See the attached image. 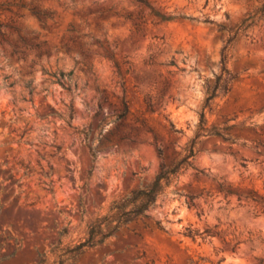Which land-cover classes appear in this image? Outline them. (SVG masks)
<instances>
[{
  "label": "rangeland",
  "instance_id": "374dc122",
  "mask_svg": "<svg viewBox=\"0 0 264 264\" xmlns=\"http://www.w3.org/2000/svg\"><path fill=\"white\" fill-rule=\"evenodd\" d=\"M148 1L196 19L159 22L134 0H0V22L14 28L0 43V85L4 76L13 82L0 88V264H36L42 255L55 264L112 201L178 158L201 112L206 127L227 126L231 139L198 137L193 167L168 188L179 194L159 197L145 225L128 223L73 264L264 260L263 205L225 192L231 185L264 199V14L225 50L227 32L219 29L234 27L264 0ZM31 8L52 13L39 20ZM127 12L144 22L135 27ZM11 45L22 54H11ZM222 55L237 76L204 107ZM69 70L77 83L71 91L44 73ZM68 105L70 125L61 117ZM165 116L181 132H171ZM92 140L93 161L85 145ZM200 193L185 204V195ZM187 226L219 234L192 239Z\"/></svg>",
  "mask_w": 264,
  "mask_h": 264
},
{
  "label": "trees",
  "instance_id": "16d2710c",
  "mask_svg": "<svg viewBox=\"0 0 264 264\" xmlns=\"http://www.w3.org/2000/svg\"><path fill=\"white\" fill-rule=\"evenodd\" d=\"M138 6L141 8L145 7L148 9V14L157 19L159 22H169L175 19H189L194 20L196 17L187 15L185 13H166L165 11L156 8L150 4L148 0H134ZM73 2V0H71ZM30 12L37 17L39 20L41 17H50V10H37L35 8L29 9ZM264 14V2L261 4L259 8H257L252 13L248 14L244 17L237 25L234 27H225L223 25H219V29H225L227 35L224 39L223 49H227L229 45L238 37L239 34L243 33L244 30L253 24L256 18H259ZM124 19L129 20L132 25L135 27L140 26L144 20L142 19V15L137 14L133 15L129 12L123 15ZM203 22L212 23L213 21L204 16L202 19ZM6 28L10 27L7 23L0 22V43L2 41H6L8 37V30ZM14 29V28H13ZM20 41L23 45L26 44L23 38H20ZM22 51L19 49L17 45H11V54H18ZM226 56L222 55L221 59V67L219 72L215 75L212 83L207 84V95L204 102V107H207L209 103L217 96H223L230 89L232 81L237 76L236 73H232L225 65ZM170 64H174L171 60ZM44 73L48 76V79L52 83H56L60 85L62 88L67 91H71L73 88L77 86L76 81L72 77V71L69 70L67 72L63 71H44ZM13 85L12 81H8V76L3 77V82L0 85V88H8ZM25 87L28 90V93L31 94L33 92V87L31 86V82L27 81L25 83ZM148 107L151 109V105L148 103ZM152 110V109H151ZM126 112V107L124 108L121 115ZM73 107L72 105H68L66 113L64 116H61L68 125H70V121L73 118ZM168 122V129L173 133L181 132L180 128H177L173 121L165 116ZM205 118L203 112L200 113L199 123L197 125V131L194 137L189 140L182 148L181 153L178 158L170 162L166 166H161L159 172L154 176L153 180L144 186H140L136 189L131 190L126 195L121 198L114 200L111 202L107 212L99 217L93 219L87 226V232L85 237L77 242L75 245L61 248L59 253L57 254L58 260L55 264H73L76 257L84 250L95 247L104 243L105 239L115 235L116 232L120 230L121 227L127 226L128 223L132 221H141L144 225L149 216V209L152 208L157 199L161 196L167 195L168 192H172L175 194H179L175 189L168 190V188L177 182L178 175L188 167H193L192 160L195 155V144L196 139L200 136H218L224 140H230L231 137L226 133L225 130L228 129L227 126L218 128V127H206ZM88 130L84 131V139L87 140ZM94 140L90 143H85L88 153L91 157V160H95L97 158L96 148L94 145ZM158 154L161 156L162 149L160 147L157 148ZM225 192L228 194H236L238 197H244L245 199H250L255 202L261 203L264 207V199L262 196L256 194L255 190H249L247 192H240L234 188H231V185H228V188L225 189ZM198 195H185L186 200L185 204L190 207L193 206V199L200 196ZM264 210V209H263ZM155 225L163 229L160 225L159 221H154ZM184 235L191 237L192 239L196 237H200L201 239H205L206 237H212L214 235H218V231H214L209 227L204 228L202 231L198 229L191 228L189 226L184 228ZM222 261V258L217 260L216 264H219ZM36 264H50L47 263L45 257L42 255L40 259L36 262ZM259 264H264V260L260 259Z\"/></svg>",
  "mask_w": 264,
  "mask_h": 264
}]
</instances>
